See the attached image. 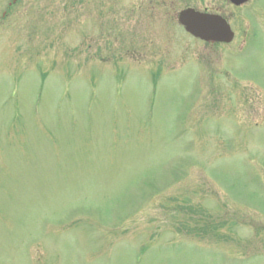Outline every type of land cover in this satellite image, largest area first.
<instances>
[{"label": "rangeland", "instance_id": "1", "mask_svg": "<svg viewBox=\"0 0 264 264\" xmlns=\"http://www.w3.org/2000/svg\"><path fill=\"white\" fill-rule=\"evenodd\" d=\"M9 1L0 264H264V0Z\"/></svg>", "mask_w": 264, "mask_h": 264}, {"label": "water", "instance_id": "2", "mask_svg": "<svg viewBox=\"0 0 264 264\" xmlns=\"http://www.w3.org/2000/svg\"><path fill=\"white\" fill-rule=\"evenodd\" d=\"M232 1L239 4L245 0ZM178 18L188 31L206 40H229L232 37L229 25L217 14L201 12L188 7L179 12Z\"/></svg>", "mask_w": 264, "mask_h": 264}, {"label": "flooded vegetation", "instance_id": "3", "mask_svg": "<svg viewBox=\"0 0 264 264\" xmlns=\"http://www.w3.org/2000/svg\"><path fill=\"white\" fill-rule=\"evenodd\" d=\"M164 5L165 7H172V6H178L179 5V0H138L136 1V4H138V7H147V8H155L158 6ZM140 4V5H139ZM184 5L189 6V5H195L193 3H185ZM197 6V5H195ZM198 8V7H197ZM202 9H209L207 6L201 7Z\"/></svg>", "mask_w": 264, "mask_h": 264}]
</instances>
